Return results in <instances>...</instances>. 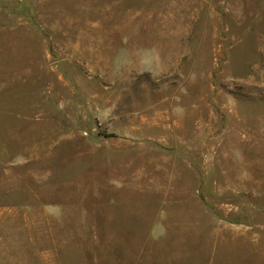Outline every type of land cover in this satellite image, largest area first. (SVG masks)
I'll return each mask as SVG.
<instances>
[{"label": "rangeland", "instance_id": "obj_1", "mask_svg": "<svg viewBox=\"0 0 264 264\" xmlns=\"http://www.w3.org/2000/svg\"><path fill=\"white\" fill-rule=\"evenodd\" d=\"M0 264H264V0H0Z\"/></svg>", "mask_w": 264, "mask_h": 264}]
</instances>
